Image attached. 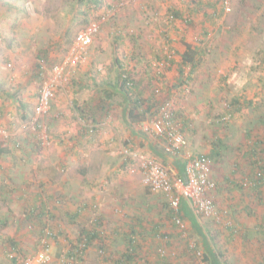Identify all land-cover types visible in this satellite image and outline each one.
<instances>
[{
  "label": "rangeland",
  "instance_id": "rangeland-1",
  "mask_svg": "<svg viewBox=\"0 0 264 264\" xmlns=\"http://www.w3.org/2000/svg\"><path fill=\"white\" fill-rule=\"evenodd\" d=\"M1 1L0 149L4 152L0 151V264H13L7 255L11 249L10 239L18 243V264H24L28 257L37 253L43 240L47 239L36 232L37 227H32L28 216L30 209H33L30 206L35 194L43 190L47 195L51 190L47 178L54 180V185L62 184V179L66 178L70 181L68 188H71V194L65 201L67 203L53 201L49 205L56 218L49 221L48 228L54 226L56 232L64 231L58 240L48 239L51 250L48 264L68 263L65 257L70 245L68 239L77 241L80 238L81 224L67 216L76 214L82 204L88 207L82 211L80 222H87L98 229L100 226L94 222L103 218L107 234L103 236L109 248L103 260L98 246L91 245L80 264H114L109 257L120 258L119 248L126 246L122 233H132L134 230L144 235L137 233L139 259L132 264H158L162 262L161 253L169 259L170 264H209L202 260L203 252L208 250L205 240L209 242L202 225L209 219L197 218V221L188 204L191 215H184L182 228L175 226L170 218L169 200L165 193L146 186L138 168L139 162L129 164L127 156L120 153L126 145L125 140L129 141L133 152L148 153L143 155L179 173V168L172 162L166 164L163 159L152 157L145 143L140 146L139 141L129 137L130 132L125 137L122 130L129 127L126 113L131 101L128 97L134 100L141 95L140 90H147L146 96H151L156 106L167 105L176 114L181 126L184 122L188 123L185 130L188 145L179 156L181 161L197 153L209 152L216 138L225 140L229 147L226 155L217 162L213 160V176L218 182L214 198L220 208L229 210L241 223L246 212L236 208L237 201L244 199L243 196L251 189L229 185H232L230 180L242 181L254 174L250 173L253 169L249 161L246 165L240 164L243 155H240L242 152L238 146L244 141L245 134L253 131L251 139L261 138L264 141V0H232V11H224L220 15L217 12L215 21L210 19L214 9L201 5L204 10L197 11L195 0H99L100 4L95 0ZM5 2L12 4L10 9ZM112 6H116L114 16L101 24L87 51V63L71 64V60L65 65L67 68L55 91L51 109L43 118L50 135L49 144L43 146L39 129L34 127L31 120L42 88V80L37 74L39 68L47 72L46 79L51 77V66L65 64L69 59L78 32L99 20ZM174 11L193 16L195 25L187 26L182 17L171 21L170 15ZM197 36L202 37L201 42ZM187 40L206 48L205 61L192 75L188 85L175 87L173 83H178V79L173 70L161 68L163 73L160 77L158 54L165 51L166 46H183ZM46 46L49 56L47 59L40 58ZM133 50L137 52L134 62L138 67L135 69L143 68L148 63L149 82L142 79V75L134 80L140 86L131 91V95L125 91L121 95L115 91L119 70L116 58L128 68L132 64L130 57ZM92 51H95L93 55ZM91 56L95 57L92 63ZM150 62L152 66L157 64L158 70L155 69L154 73ZM88 63H91L88 71L91 75L85 78L84 67ZM153 74L162 78L164 83L161 81L162 84L155 85L154 77L150 76ZM35 75L38 77L35 78ZM19 95L31 110L28 119L23 118L16 97ZM237 97L240 102L235 106L233 100ZM96 110L106 112V119L112 115L114 121H118L114 124L115 142L106 143L112 137L107 138L108 135L112 133L105 131L96 132L93 129L90 133H78L81 113L88 116L84 127H109L104 122L105 118L100 117L103 114L99 115L100 112ZM228 115L230 118L222 121L223 125L220 124L219 118ZM148 116L153 115L148 113ZM67 125H70V129ZM143 127V124H139L135 131L140 132ZM126 130L128 132V128ZM54 133L60 137L63 134L67 139L76 134L84 143L71 148L59 143ZM144 137L154 144L162 143L155 135L147 133ZM244 148L242 146V150ZM51 160L56 165L49 164ZM84 178L87 179L86 185L82 184ZM15 180L23 183L27 180L28 183L19 188L15 186L18 184ZM8 191L23 192L17 207L2 199L3 192ZM84 195L88 200L75 198ZM254 196L251 198L254 201H250L253 205L258 204ZM91 197L95 199L91 200ZM258 215L257 212L246 213L250 221ZM139 219L143 220V227L138 224ZM210 228V233L216 236L215 241L212 239L213 245L215 243L219 248L217 250L225 252L232 264H257L259 260L256 255H264V241L259 242L260 248L255 253L258 242L253 237L242 240L245 230L229 243L227 239L230 235L225 227ZM163 234H170V244L166 243L169 239L164 238ZM246 240L248 245L244 244ZM188 244L200 245L196 256L188 249ZM241 245L247 248L250 255H237Z\"/></svg>",
  "mask_w": 264,
  "mask_h": 264
},
{
  "label": "trees",
  "instance_id": "trees-1",
  "mask_svg": "<svg viewBox=\"0 0 264 264\" xmlns=\"http://www.w3.org/2000/svg\"><path fill=\"white\" fill-rule=\"evenodd\" d=\"M1 1V0H0ZM98 4H100L99 0H95ZM196 4H197V11L200 10H204V8L201 7L205 5V8H213L214 9V14L210 15V19L211 21H215L217 16V12L219 13V15L223 12V9H221V5H222V0H195ZM2 2V1H1ZM6 5H8L9 9L11 8L12 4L9 2H5ZM221 7V8H220ZM196 12V11H195ZM171 15H173L175 17V19L177 18H184V21L186 22L187 26H191L193 27L195 25V21H194V17L193 16H186L184 13H181L180 11H174L171 13ZM215 19V20H214ZM205 35H203L202 37H204ZM202 37L200 42L202 41ZM197 36V39H200ZM173 41V40H172ZM175 42V41H174ZM193 41H184V43L182 44V51H180V47H172L171 45H169V47L171 48V50L175 49V52L172 53V51L170 50V52L168 53H163V54H158L159 56V65L162 67V69L167 68L168 70H173V72L177 75L176 78L178 79V83H173V85L175 87L180 86V84H187L189 83L190 79L192 78V75L194 73H196L198 71V69L203 65L204 61H205V56H206V48L202 47L198 44L192 43ZM177 44V43H176ZM45 50L41 52V55L39 56L40 58H46L49 56V49L46 46V48H44ZM176 50L180 51L177 52ZM116 62L119 65V70H118V77H117V81L115 82V85L117 88H119L121 91H125L128 93V95L131 93V90L127 87L126 85V78L124 79V75L127 74V76H129L131 79L133 80H137V78L133 77L132 74L130 73V70L123 64L121 63V61L116 58ZM148 64V63H146ZM55 64H53L51 66V69L53 68ZM188 70V73H187ZM42 71L39 68V72L37 73L38 76L41 78L42 83H43V75H42ZM37 75H35L34 77H38ZM139 87L137 82L135 84V89ZM161 88V87H160ZM133 91V90H132ZM5 92V91H3ZM110 95V93H108ZM131 95V94H130ZM18 101H19V106L21 111H23V118L28 119L30 117L31 114V110L29 108V105L27 104V102L24 100V98H22L20 95L16 96ZM129 101H131V104L128 108L127 111V124L129 125V129L132 131H135V127H137L139 124H143L146 120H148L150 118V116H148V113L150 115H154L160 106L157 105L156 106V102L148 99H140V98H136L134 100H131V97H128ZM233 102L235 103V106L239 105V97L234 98ZM53 103V102H52ZM238 104V105H237ZM156 106V108L154 109V107ZM231 107V105H230ZM154 109V111H152ZM30 110V111H29ZM172 112V120L174 121L175 125H177L180 129V131L183 133L184 138L187 141L186 138V133L185 130L188 127V123L184 122V124L181 126L178 118L176 116V114L171 110ZM33 113L35 115V110H33ZM32 116V124H33V117ZM85 117V118H84ZM224 116H222L221 121H219L220 124H224L222 122V118ZM83 119H88V116H84L83 115ZM262 128V127H261ZM83 132L85 133H90L93 129L95 130V127H84L83 128ZM93 130V131H94ZM258 130V129H257ZM137 131V130H136ZM143 131V132H142ZM142 131L138 132L140 134H142L143 136L145 134H151L149 131H146V129H142ZM253 134V131H249L245 134V139L243 142L240 143V147L238 146V149L240 152H242L240 155H243V162H240V164L246 165L249 161V163L251 164L250 168H252V172H250L251 174L254 173L256 170L258 171L260 168L261 170L264 171V141L260 138L257 139H251V136ZM156 136V135H155ZM159 139L162 140V143L160 144L159 142L157 143H152L151 141L150 144H153L152 146H154L153 150H151V152H149V154L151 153L152 157H161L163 159V161L168 164L170 162H172L173 164H175L176 166L178 165V168L180 169L179 174H183L185 172V167L187 162L189 161V159H186L185 161H181L179 156L182 155L185 152V149L187 148L188 145V141H187V145L184 149H181L180 152L177 153H173V152H168L167 150V139L163 136H157ZM247 140V142H246ZM225 140L223 138H216L213 141V147L211 148V150H209V152L207 153H197L194 154L191 157H196V156H206V158H209L210 160H214V162L219 161L218 159L221 158V156L226 155L229 147L228 145L224 142ZM63 142V141H61ZM126 145H124V147H128L130 148V150L132 149V147H129L130 144L129 141L124 142ZM144 144V143H143ZM148 144V146L150 145ZM145 147L149 148L147 146V143L144 144ZM242 146L245 148L242 150ZM151 147V146H150ZM133 150V149H132ZM155 150V151H154ZM1 152H4L3 149H0ZM6 151V150H5ZM146 151V150H145ZM142 155L144 154V152H139ZM148 153L144 154L147 155ZM124 155V154H123ZM143 155V156H144ZM150 155V156H151ZM161 155V156H159ZM125 156V155H124ZM126 157V156H125ZM171 159L173 161H171ZM127 163L129 162V164L133 163V157H129L127 156ZM164 164V163H163ZM249 164V165H250ZM248 165V166H249ZM126 166V165H125ZM130 168V165H129ZM234 171V170H233ZM243 171H245L244 167H243ZM217 181V180H216ZM230 183L232 185H229L230 187H237L240 189L245 188L241 181H234V180H230ZM251 190L249 191H253L254 193H257L258 197L257 199L259 200L261 198V194L259 192L264 191V185H259L257 187H250ZM217 190H218V182H217ZM248 191V192H249ZM247 192V193H248ZM246 193V194H247ZM249 195H252V192H249ZM47 196V198H46ZM44 199L41 200L40 199ZM64 199V196H62L61 194H58L57 192L54 193H48L47 195L46 193L42 190L38 193L35 194L34 197V201L33 204L30 206L31 211L28 212V216L30 217V222L32 224V227L35 226L37 228L36 232H40L41 235L46 236V241L48 243V247H50L49 244V240L50 238H53L55 240L59 239V235L62 233L64 229H62L63 231H59L56 232V230H54V226L53 228H51V226L48 228V223L49 221H51V219L56 218L55 214L51 213V210L49 209V205L51 202L56 201V202H62ZM40 201V202H38ZM216 202V199H215ZM262 204H264V200L261 199ZM217 204V202H216ZM86 206L84 205L83 207H79L78 210L76 211V214L72 215V216H67L69 218H71L73 221H78L77 223L81 224V228H80V238L77 239V241H72L70 239L69 240V249L66 252V259L68 260L67 264H80L81 262H83V257L86 254L88 248L91 245H96L98 246V249L100 251V254H103V260H105V255H106V251L108 250L109 247H107L105 245L106 240H104V238L106 237V233H105V221L103 220V218H100L98 220H96L94 222V224L98 225V227L100 226V228H96L95 226H89V224H87V222L83 223L80 222V218L83 216L82 215V211L86 210ZM170 218H172L173 224L175 226L179 227H183V223H184V215H191V211L189 209L188 206V202L182 200V203L179 205V207L176 209L174 208L172 205H170ZM219 208L220 206L217 205ZM88 207V206H87ZM221 214H223L222 217L224 218H228L231 220V224H226L223 222H218L215 219H209L207 222L203 223V229L206 231L207 234V238L209 240V242L207 240H205V245L206 247H208V250L203 254H202V260H204V263L209 262V264H232L231 261L226 258L225 256V252L223 253L222 251H219L217 249H219L215 243L213 245V240L215 241V237L213 236L210 232H211V228L210 227H217V226H223L225 227V230H227L229 232V237L227 239V242L232 243V239H236V237L240 236V234L242 233L243 225L241 223H239V221L237 219H235L232 215L231 212L228 211V213L223 212V210L226 209H222L220 208ZM194 212V211H193ZM195 214V213H194ZM230 217V218H229ZM263 217H264V212H263ZM196 220H205L206 218L202 217L199 218V216H195ZM199 220H198V219ZM178 220L181 221V223H178ZM207 220V219H206ZM139 225L140 227H143V220L139 219ZM238 221V222H237ZM264 221V220H263ZM262 223V222H261ZM5 224V223H4ZM207 224V225H206ZM260 224V223H259ZM263 224V223H262ZM227 225V226H226ZM261 225V224H260ZM242 227V228H241ZM253 231H255L256 234H258V231L255 228H258L257 225L253 224ZM259 229V228H258ZM137 233H140L141 235H144L142 232H138L137 230H134L132 233H127L124 232L122 233L123 237L125 236V244L126 246L119 248V255L120 258H111L109 257L110 260H113L114 264H132L135 261H138L139 259V254L137 253V245H138V236ZM103 234L105 235V237L103 236ZM164 238H168L169 240L166 241L167 244H170L172 242V237L170 236V234H163ZM245 236H247V231L245 232ZM117 240V239H116ZM99 241V242H98ZM10 246L11 249L9 251H7V255L10 257L11 262L13 264H18L19 263V258H18V253H17V245L18 243L16 242V240L14 239H10ZM97 243V244H95ZM190 243V242H188ZM197 243V242H196ZM200 245L196 244L195 246H192L191 244H188V249L196 256V251L199 249ZM232 248V247H231ZM161 257H162V262H159L158 264H170L169 259L164 255V253H161ZM225 257V258H224ZM108 259V258H107ZM257 264H261V263H257Z\"/></svg>",
  "mask_w": 264,
  "mask_h": 264
},
{
  "label": "built area",
  "instance_id": "built-area-1",
  "mask_svg": "<svg viewBox=\"0 0 264 264\" xmlns=\"http://www.w3.org/2000/svg\"><path fill=\"white\" fill-rule=\"evenodd\" d=\"M221 3L223 12L228 13L232 11V0H222ZM116 6H112L99 20L91 22L78 32L69 59L65 64H55L51 69V77L46 79L47 72H42L43 83L35 107L33 125L39 129V137L43 146L48 145L50 141L49 128L44 124L43 118L51 109L52 101L55 98V91L61 83V79L67 68H65V65L71 60V64L87 63L88 49L100 31L101 24L114 16L113 12H115ZM174 19L175 17L170 15V20L173 21ZM164 48L165 53L171 50L167 46ZM171 51L174 53L175 49ZM125 78L127 87L133 89L135 87V81L127 76V74L124 75ZM156 91L158 94L159 89ZM229 118V115L224 116L222 121L228 120ZM143 125L146 131H149L152 135L163 136L167 139L168 152L175 154L187 145L183 133L172 120V112L167 105H161L157 109V112L146 120ZM120 153L133 157L135 162H139L138 168L145 185L154 190L163 191L170 205L174 208L177 209L182 203V200H184L188 202L195 215L199 216V218L215 219L227 225L232 223L230 219L222 217V210H220L215 202L214 195L217 191V181L213 176V160L206 158V156H196L194 158L190 156L185 167V172L179 174L163 163L145 157L138 152H133L128 147H123ZM241 183L245 188L264 185V171L261 168L258 171L256 170L252 176H246ZM228 211L227 209L223 210L224 214L228 213ZM177 221L181 223L180 220L177 219ZM47 245V241L43 240L42 247L39 251L28 257L24 264H48L51 260V250Z\"/></svg>",
  "mask_w": 264,
  "mask_h": 264
},
{
  "label": "crops",
  "instance_id": "crops-1",
  "mask_svg": "<svg viewBox=\"0 0 264 264\" xmlns=\"http://www.w3.org/2000/svg\"><path fill=\"white\" fill-rule=\"evenodd\" d=\"M178 46L181 48V46L178 44ZM177 52H180V51H178V50H176ZM93 53H95V51H92V55H93ZM137 52H135L134 50L132 51V56L130 57L131 58V60H132V64L130 65V67L128 66V69L130 70V73L132 74V76L135 78H140L142 75H144L143 76V78L142 79H146V81L147 82H149L148 81V76H149V74H150V72L149 71H147V70H149V67H147V64L142 68V67H139V68H137V69H135L134 67H138L136 64H135V62H134V59L136 58L135 57V54H136ZM163 53H165V51L164 50H162V52H160L159 54H163ZM91 58V63H92V61L95 59V57L93 58V56H91L90 57ZM91 63H88L87 65L88 66H86V67H84V74L86 75V77L85 78H87V75H91L89 72V69L91 68V65L89 66V64H91ZM86 65V64H85ZM97 65V64H96ZM150 68H152L153 69V73H154V70L155 69H157L158 67H157V64L155 65L154 64V66H152V64H151V62H150ZM84 66V65H83ZM159 67H160V69L162 68L160 65H159ZM145 69V70H144ZM158 70V69H157ZM89 71V72H88ZM161 73H163V71H162V69H161V72H159V74H160V77H161ZM150 76H153L154 77V79H153V82L155 81V85H156V83H158L159 85L160 84H162L161 83V81H163V79L162 78H160L159 76H154V74L153 75H150ZM141 84H144V82L143 81H141L140 82ZM163 83H164V81H163ZM138 85L140 86V84H139V82H138ZM140 90V89H139ZM115 91L116 92H120L121 93V95H123L124 93L119 89V88H117V87H115ZM147 92V90H145V92H143V90H140V94L142 95H137V97L136 98H140V99H142V97H145V98H151V96H146V93ZM131 93H133V92H131ZM154 93V92H153ZM135 98V99H136ZM111 106H113V105H111ZM110 111H112V110H110ZM96 112L97 113H99L100 112V114L99 115H101V114H103V115H101L100 117H101V119H103V118H105L106 117V112H102V111H99V110H96ZM81 113V112H80ZM79 113V114H80ZM109 116V115H108ZM100 119V120H101ZM91 120H93V119H91ZM99 120V121H100ZM51 121H52V123H54L55 121H54V119L53 118H51ZM85 119H83V113H81V116L79 117V123H80V127H81V129L79 130V132L78 133H81V131H82V133H83V128H84V124H85ZM107 121V122H106ZM104 122H105V124H108V126L110 127H107L106 125H103L101 128L100 127H96V126H94L95 127V131L96 132H98V131H100V132H108V133H112V135L111 134H109L108 135V137L107 138H109V137H111L109 140H107L106 141V143L108 144V143H110V142H115V140L117 139L116 138V136H113V131L115 130V125H116V123H118V121H114V117L112 116V115H110V117L108 118V119H106L105 118V120H104ZM115 124V125H114ZM144 124V123H143ZM89 125H91V124H89ZM68 126V128L70 129V125H67ZM100 126V125H99ZM128 128V132H127V129ZM126 129H124V131L122 130V132L125 134V137H128L129 135H128V133L130 132L131 134H130V136L129 137H131L132 139H134L136 142L137 141H139L140 142V146H142L143 145V143H147V146H148V144H150V142L148 141V139L147 138H145L143 135H141L140 133H138V132H136V131H132V130H130L129 129V127H127ZM74 128H71V130L72 131H74L73 130ZM135 129H136V127H135ZM116 131H117V129H116ZM54 134H56V133H54ZM58 137H60L59 135H57L56 134V139H57V141L59 142V143H61V141H63L62 143L63 144H66V145H68L69 147H71V148H77V144L78 143H84V141H81L80 140V138L75 134V135H73V136H71L70 138H65V136H63V134H62V136L60 137V138H58ZM63 137V138H62ZM73 142V143H72ZM74 143H76V144H74ZM115 144H117V142L115 143ZM153 144H150L148 147L149 148H147V150H150L149 152H151V150H153V148H154V146H152ZM136 146V145H135ZM151 146V147H150ZM155 149V148H154ZM155 151V150H154ZM159 156H161V155H159ZM161 158V157H160ZM162 159V158H161ZM52 161H54V160H51L50 162H49V164H52V165H56V163L55 162H52ZM175 167H176V165H175ZM177 167H178V165H177ZM176 167V168H177ZM179 172H180V169H179ZM68 179H70V177L68 176ZM18 180V179H17ZM16 181V180H15ZM25 181V180H24ZM32 181V180H31ZM47 181L50 183L49 185H48V187H51V190L49 191L48 190V192L49 193H54V192H56L57 190H61L62 192H57L58 194H61L62 196H64V199H63V201L62 202H64V203H67V202H65L66 201V199H67V196L69 195V194H71V192H70V189L68 188V187H70V181H67L66 180V178H64V179H62V181H63V183L62 184H57L58 185V188H56V186L57 185H54V180H51V179H49V178H47ZM18 184H15V186H19V188H22V186H25L26 185V183H28V181L26 180L24 183L22 182V181H16ZM40 182V184L42 183V181H39ZM72 183V182H71ZM85 184L86 185V183H87V179L86 178H84V180H83V182H82V184ZM80 185V184H79ZM52 186H55V188H52ZM64 186H67V187H64ZM81 188H84V186H80ZM80 190V189H79ZM80 192V191H79ZM249 192H252V195H249ZM248 193H247V195L246 196H243L244 197V199H245V201H244V199H240L239 201H237V204H238V206L236 207L238 210L239 209H242L244 212H246L247 214H249L250 215V213H252V212H257V213H259V215L258 216H255L254 217V219L253 220H247V216H246V213L244 214V216H243V219L241 220L242 222H241V224L243 225V230H245V232L247 231V236H245V232H243V237H242V240L243 239H248V238H251V237H253L254 238V240L255 241H257L258 242V244H257V248L255 249L256 251H255V253H257L258 252V250H259V248H260V245H259V242H261V241H264V217H263V212H264V204H262V202H261V199H263L264 200V191H262V192H259L260 194H261V198L258 200L257 199V197H258V195H257V193H254L253 191H249ZM23 193V192H22ZM22 193H15V192H10V191H8V192H6V193H4L3 192V197H2V199H4V200H6L8 203L9 202H11L12 203V205L14 206V207H17V205H18V203H19V201L20 200H22ZM253 195H255L254 197H255V199L256 200H258V204L256 203L255 205H253L252 203H250V201H254V199H251V198H253ZM69 198V197H68ZM75 198H78L79 200H82V198H85L86 200H88V198L86 197V195H84V196H80V197H75ZM91 200L92 199H95L94 197H91L90 198ZM89 202H90V200H89ZM248 203V204H247ZM249 203H250V206H249ZM69 204V203H68ZM247 204V205H246ZM12 206V207H13ZM84 205L82 204L81 205V207H83ZM15 217L13 216V219H14ZM9 219H11V216H9ZM263 224H262V223ZM261 225H260V224ZM253 224L254 225H257L258 226V228H255L257 231H258V234H256L255 233V231H253ZM17 229H19V226H17L16 227ZM242 240H241V242H242ZM244 244L245 245H248V243H247V240H246V242H244ZM237 255H250V253H249V251L247 250V248L245 247V246H242L241 245V248H240V251H239V254L237 253ZM245 259V258H244ZM243 259V260H244ZM256 259L257 260H259L258 262L259 263H261V264H264V255L263 256H260V254H258V255H256Z\"/></svg>",
  "mask_w": 264,
  "mask_h": 264
},
{
  "label": "clouds",
  "instance_id": "clouds-1",
  "mask_svg": "<svg viewBox=\"0 0 264 264\" xmlns=\"http://www.w3.org/2000/svg\"><path fill=\"white\" fill-rule=\"evenodd\" d=\"M135 84H136V83H135ZM130 90H131V91H132V90H135V87H134L133 89H130Z\"/></svg>",
  "mask_w": 264,
  "mask_h": 264
}]
</instances>
